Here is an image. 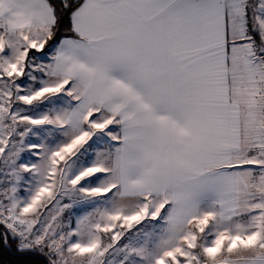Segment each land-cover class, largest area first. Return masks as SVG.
I'll use <instances>...</instances> for the list:
<instances>
[{"label":"snow or ice","instance_id":"6c2138e0","mask_svg":"<svg viewBox=\"0 0 264 264\" xmlns=\"http://www.w3.org/2000/svg\"><path fill=\"white\" fill-rule=\"evenodd\" d=\"M0 264H264V0H0Z\"/></svg>","mask_w":264,"mask_h":264},{"label":"trees","instance_id":"16d2710c","mask_svg":"<svg viewBox=\"0 0 264 264\" xmlns=\"http://www.w3.org/2000/svg\"><path fill=\"white\" fill-rule=\"evenodd\" d=\"M5 258H7V255H6V257Z\"/></svg>","mask_w":264,"mask_h":264}]
</instances>
